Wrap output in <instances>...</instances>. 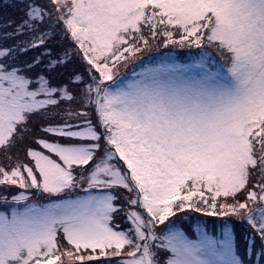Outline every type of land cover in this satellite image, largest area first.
I'll return each mask as SVG.
<instances>
[{"label":"snow or ice","instance_id":"snow-or-ice-1","mask_svg":"<svg viewBox=\"0 0 264 264\" xmlns=\"http://www.w3.org/2000/svg\"><path fill=\"white\" fill-rule=\"evenodd\" d=\"M2 7L0 264H264V0Z\"/></svg>","mask_w":264,"mask_h":264},{"label":"trees","instance_id":"trees-1","mask_svg":"<svg viewBox=\"0 0 264 264\" xmlns=\"http://www.w3.org/2000/svg\"><path fill=\"white\" fill-rule=\"evenodd\" d=\"M4 0H0V16L3 17L4 15V9L2 7V4H3ZM30 55L33 54V53H29ZM214 218H209V220H212ZM240 231V227H237V232L239 233Z\"/></svg>","mask_w":264,"mask_h":264}]
</instances>
